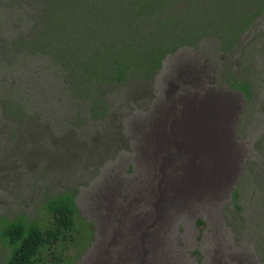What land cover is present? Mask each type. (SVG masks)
<instances>
[{"label":"rangeland","instance_id":"1","mask_svg":"<svg viewBox=\"0 0 264 264\" xmlns=\"http://www.w3.org/2000/svg\"><path fill=\"white\" fill-rule=\"evenodd\" d=\"M157 2L141 33L113 37L135 66L197 45L163 61L155 95L138 71L88 93L100 82L76 87L0 21V264L3 227L41 223L62 194L94 231L66 264H264V0Z\"/></svg>","mask_w":264,"mask_h":264},{"label":"trees","instance_id":"2","mask_svg":"<svg viewBox=\"0 0 264 264\" xmlns=\"http://www.w3.org/2000/svg\"><path fill=\"white\" fill-rule=\"evenodd\" d=\"M157 1L5 0L0 8V21L7 24L6 38L13 32L22 34L23 42L34 45L35 52L31 53L34 59L45 58L55 66L66 67L76 87L88 80L100 82L101 87L91 86L88 93L122 92L129 88L138 71L155 95L154 81L163 61L197 45L153 49L143 58L147 63L135 66L130 56L126 59L122 49L115 48L113 37L124 35L123 40L129 42L128 34L141 33L148 16L159 15L162 6ZM31 33V40L27 39L25 34ZM139 42H146V38L142 37ZM133 47L131 40L124 50ZM231 84L248 91V86L237 80L232 79ZM99 99L105 112L109 111L111 106L104 95ZM237 197L236 191L234 199ZM44 209L45 218L41 223L28 224L20 219L3 227L1 236L13 249L6 264H66L68 259L78 260L89 248V243L83 247L84 237L87 233L94 237L93 227L81 216L73 196L58 195ZM197 224L202 226L204 222L200 219Z\"/></svg>","mask_w":264,"mask_h":264},{"label":"bare ground","instance_id":"3","mask_svg":"<svg viewBox=\"0 0 264 264\" xmlns=\"http://www.w3.org/2000/svg\"><path fill=\"white\" fill-rule=\"evenodd\" d=\"M202 103H203V102H202ZM200 126H202V125H200ZM193 127H194V126H192V129H193ZM195 128H197V127H195ZM195 128H194V129H195ZM198 128H199V127H198ZM195 131H196V130H195ZM197 131H198V130H197ZM189 132H190V131H189ZM189 132H188V133H189ZM193 132H194V131H193ZM186 133H187V132H186ZM197 133H198V132H197ZM189 134H190V133H189ZM187 135H188V134H187ZM194 135H195V134H194ZM230 153H231V152H230ZM219 169H220V168H219ZM229 169H230V168H229ZM228 171H229V170H228ZM222 176H223V175H222ZM219 183H220V182H219ZM218 191H219V190H218Z\"/></svg>","mask_w":264,"mask_h":264}]
</instances>
